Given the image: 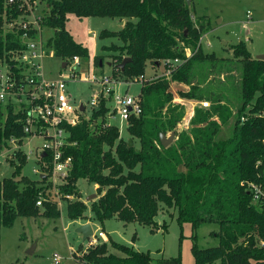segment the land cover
I'll return each instance as SVG.
<instances>
[{
  "label": "trees",
  "instance_id": "1",
  "mask_svg": "<svg viewBox=\"0 0 264 264\" xmlns=\"http://www.w3.org/2000/svg\"><path fill=\"white\" fill-rule=\"evenodd\" d=\"M6 1L0 0V68L13 69L12 57L24 44L20 31L5 29L4 24L21 12ZM40 1L45 7L42 27L53 31L46 45L61 63L73 56H88L87 49L65 29L68 15L114 18L123 21L120 29L102 30L98 35L120 41L101 47L108 52L111 75L126 82L141 78V113L130 116L126 127L131 142L137 140V148L120 137L116 126H103L108 111L105 100L90 119L82 118L78 125L67 128L64 157L71 158L72 168L59 187L62 195L75 198L65 200L67 219L102 224L116 218L165 230L167 224H158L155 217L166 207L175 210L178 225L183 221L192 228L203 222L219 225L217 246L198 249L192 245L194 264H264V212L252 205L251 195L241 185L249 181L264 186V117L257 115L264 110V59L252 57L244 42L233 45V57L240 66H234L238 77L232 85L237 87L238 99L231 106L200 85L213 70L202 66L209 58L202 56L198 44L204 25L193 23L185 0ZM186 46L192 48L190 56L185 54ZM124 58L130 61L121 70ZM167 59L180 63L168 75L143 78L147 64L156 68ZM99 61L102 56L94 57V66L99 67ZM225 62H218L219 75L222 70L232 72ZM199 69L205 72L201 76ZM171 83L188 87L178 93L181 99L208 101L210 107L195 108L188 130L178 132L172 144L162 147L159 134L173 132L182 117L180 107L172 104ZM242 116L246 117L243 122ZM19 118L12 104L0 103V150L10 137H25ZM14 155L17 165L12 176L0 180V230L11 227L17 217L59 218L58 205L44 186L46 179L32 181L20 176L25 155ZM43 170L49 171V166ZM80 179L97 186V199L89 209L76 187ZM38 199L40 206L36 205ZM77 259L83 264H181L179 256L154 262L148 252L108 238L89 245Z\"/></svg>",
  "mask_w": 264,
  "mask_h": 264
},
{
  "label": "rangeland",
  "instance_id": "2",
  "mask_svg": "<svg viewBox=\"0 0 264 264\" xmlns=\"http://www.w3.org/2000/svg\"><path fill=\"white\" fill-rule=\"evenodd\" d=\"M188 6L193 23L197 25V22H200L204 25L205 32L198 39V44L201 47L202 56L207 55L209 58L202 62V66L205 70L209 68L213 70L208 72L211 76H208L207 80L200 85L213 95L222 96L224 101L232 106L238 99L237 87L234 88L232 85V82L238 77V71L234 66L238 68L240 66L239 62L234 60L232 47L241 41L244 42L252 57L256 58L264 54V0H190ZM120 24L123 25V23ZM65 29L88 52L86 58L80 59V64L75 69L76 72L81 76L112 73V66H108L110 62V58L107 57L108 52L101 50V47L111 44L119 45L120 41L115 37L99 38L98 35L102 30L118 31L120 26L117 19L108 17L78 18L68 15ZM51 36H53L52 30H43V38ZM185 54L186 56L192 54L190 46L185 48ZM96 56H102L101 67H96L93 64V59ZM220 59L226 60L224 66L232 68V72L224 73L226 71L222 70V75H219L220 64L218 62ZM40 65L46 78L67 81V93L71 102L75 104L82 103L87 108L91 97L100 91V87L97 85H91L86 81H79V79L70 80L69 67L62 68L61 60L53 55H47L41 59ZM165 71L162 62L158 68L147 64L143 78L151 80L161 77L166 73ZM203 73L205 72L199 69L197 74L203 75ZM117 79L121 80L120 77ZM219 80L222 81V84ZM140 89V80H130L129 83L122 81L118 86L120 94L127 93L131 97H138ZM180 89L177 83L170 84L169 91L173 96L172 104L178 105L182 112L181 120L173 130L172 143L176 140L178 132L188 130L189 125H186L189 124L195 108L201 107L198 102L181 99L178 95ZM88 114L87 109L86 115ZM114 124L120 137L130 140L126 122L117 119ZM171 133L172 131L167 132L165 136L168 137ZM41 145L40 138H24L22 140L20 152L25 155V162L21 167L20 176L32 181L38 178L33 173V169L39 166L37 149ZM132 145L137 148V140L134 139ZM16 165L17 159L13 152H10L8 159L1 157L0 180L11 177ZM76 187L81 196L80 200L89 209L91 201L97 199V186L88 183L85 179H80L77 181ZM47 193L51 198L54 197L53 190H47ZM92 195L95 196L87 201ZM73 199L75 198L71 197V200ZM65 207L66 201H60L58 204L60 217L57 219L17 217L11 227H2L0 230V264H83L77 258L89 246V240L83 241L75 229L86 222L92 224L98 241H106L108 238L114 242L132 246L138 252H148L154 262L160 258L179 256L181 264H194L192 245H196L198 249L218 245L219 239L215 236L219 232L217 223L203 222L196 228H192L188 221H183L181 225H178L175 210L166 207H162L155 217L158 224L163 222L167 224L165 230L162 228L152 230L137 223H123L116 218L106 220L102 224L81 219L70 221L66 217ZM88 209L87 216L90 215ZM99 230L106 235L105 240L97 236ZM31 248L34 250L33 254L28 255L26 252ZM55 254L59 257L57 263L54 260Z\"/></svg>",
  "mask_w": 264,
  "mask_h": 264
},
{
  "label": "built area",
  "instance_id": "3",
  "mask_svg": "<svg viewBox=\"0 0 264 264\" xmlns=\"http://www.w3.org/2000/svg\"><path fill=\"white\" fill-rule=\"evenodd\" d=\"M6 4H16L21 13L5 22L4 28L20 31L24 48L12 57L15 61L13 69L7 65L0 68V103L12 104L16 113H20L19 120L25 137L7 139L1 147L0 159L1 157L8 159L10 152H13V155L20 152L24 138H40L42 145L37 149L39 166L33 169V173L38 176L37 179H46L44 186L48 187V191L53 190V200L58 205L60 201L71 200V196L62 195L59 188L72 168L71 158L64 157V148L68 145L67 128L75 127L82 118L90 119L92 112L99 109L101 100L107 101L108 108L103 126H115L114 122L117 119L128 124L130 116H138L141 113L139 98L131 97L127 93L120 94L118 86L123 80H118L111 74L81 76L75 71L80 64V59L78 56H73L68 63L65 62L70 71L69 79L72 81L79 79V81L97 85L100 91L91 97L87 108L82 103L71 102L66 89L67 81L46 78L40 65L41 59L47 55H53L46 45L48 37L43 38L45 28L41 23L45 13L44 3L40 0H7ZM162 63L166 70L165 75H168L170 70L180 63V60L167 59ZM138 80L141 81V78ZM198 104L203 109L210 107L208 101H201ZM87 109L88 115H86ZM257 115L264 117V110ZM245 120V116L240 118L242 122ZM94 123H99V120ZM48 166L49 171L45 172L43 169ZM241 185H244L251 195L252 205L264 212V186L249 181L241 182ZM36 205H41L40 199ZM97 236L105 240V234L101 230L97 231ZM96 240L93 231L88 245L96 244L98 241ZM58 258L55 254V263Z\"/></svg>",
  "mask_w": 264,
  "mask_h": 264
},
{
  "label": "water",
  "instance_id": "4",
  "mask_svg": "<svg viewBox=\"0 0 264 264\" xmlns=\"http://www.w3.org/2000/svg\"><path fill=\"white\" fill-rule=\"evenodd\" d=\"M186 1V4L188 5L190 0H185ZM256 59H264V54L260 55V56H257ZM130 59L129 58H124L122 60V62L119 64V68H121V70L123 69V67L125 66V64L127 62H129ZM66 66V63L65 62H62L61 63V67L64 68ZM102 66V61H99V67ZM108 66H110V63H108ZM81 110H82V107H81ZM173 136H174V133L172 132L168 137L165 136V134H162L160 133L159 134V141L161 143V146L162 147H168L171 143H172V140H173ZM129 143V146L132 145V142L131 141H128ZM42 156L44 157L45 154L43 153ZM95 195H92L90 198H88L87 201H89V199H91L92 197H94ZM75 232L80 234L81 235V238L83 241L85 240H89L90 237L93 235V229H92V225L91 223H83L81 225H79L76 229H75ZM33 248L29 249L26 253L28 255H32L33 254Z\"/></svg>",
  "mask_w": 264,
  "mask_h": 264
},
{
  "label": "crops",
  "instance_id": "5",
  "mask_svg": "<svg viewBox=\"0 0 264 264\" xmlns=\"http://www.w3.org/2000/svg\"><path fill=\"white\" fill-rule=\"evenodd\" d=\"M117 21H118V20H117ZM120 23H123V21H121V22L118 21V25L121 27L122 25H121ZM157 68H158V67H157ZM177 85L180 86V88H181L180 90H181V91H186V90L188 89V87H187L185 84H183V83H177ZM95 186H96V185H95ZM87 221H88V220H87ZM91 225H92V224H91ZM105 238H107L106 235H105ZM76 256H77V255H76Z\"/></svg>",
  "mask_w": 264,
  "mask_h": 264
}]
</instances>
